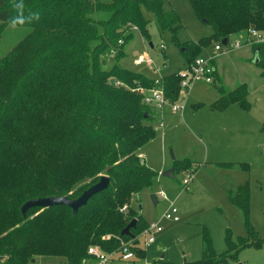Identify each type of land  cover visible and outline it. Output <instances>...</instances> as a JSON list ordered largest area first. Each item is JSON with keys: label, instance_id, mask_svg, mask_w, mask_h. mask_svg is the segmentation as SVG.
I'll use <instances>...</instances> for the list:
<instances>
[{"label": "trees", "instance_id": "1", "mask_svg": "<svg viewBox=\"0 0 264 264\" xmlns=\"http://www.w3.org/2000/svg\"><path fill=\"white\" fill-rule=\"evenodd\" d=\"M189 1L213 30L201 46L248 28L264 30V0ZM20 2L0 0V21L9 23ZM23 5L27 16H38L32 19L36 30L0 60V264H29L35 255L85 264L89 247L118 254L122 243H130L136 257H144L136 241L120 237L135 218L136 239L149 226L130 201L156 176L140 155L156 131L151 108L136 91L154 87L155 79L118 66L108 72L102 59L109 52L123 56L136 31L148 37L150 22L142 7L161 32L176 35L180 18L161 0H23ZM62 39L70 42L67 47ZM188 45L182 52L192 48L189 67L204 54L199 45ZM253 51L259 54L257 65L264 77V45ZM180 83L178 73L162 77L171 102L180 99ZM217 90L221 97L214 110L235 104L250 107L245 84L228 92L224 87ZM180 165L175 162L176 171H182ZM103 175L110 178L108 189L76 215L67 206H56L31 209L23 217L21 207L27 201L77 199ZM229 200L248 217V184L230 191ZM125 205L127 213L121 211ZM239 242L242 248L249 245L245 239ZM228 245V252L217 254L206 237L202 259L186 264H225L234 250L231 242Z\"/></svg>", "mask_w": 264, "mask_h": 264}, {"label": "rangeland", "instance_id": "2", "mask_svg": "<svg viewBox=\"0 0 264 264\" xmlns=\"http://www.w3.org/2000/svg\"><path fill=\"white\" fill-rule=\"evenodd\" d=\"M161 1L180 18L181 28L177 34L161 32L153 15L142 7L150 22L147 27L148 37L136 31L124 46L123 56L117 58L115 53L109 52L102 57L106 71L110 72L118 66L123 70L157 79L188 67L187 60L192 48L182 52L188 44L199 45L206 57L213 55L214 42L211 46L200 45V41L209 37L213 30L197 17L190 1ZM16 15L17 11L14 10L13 18ZM24 15L28 17L25 13ZM35 30L33 21L15 29L10 27V22L0 21V60L19 44L29 40ZM239 39L238 35H233L230 42ZM60 43L67 47L70 42L62 39ZM214 65L218 67L222 81L215 85L195 83L185 99H178L186 105L183 115L174 113L179 121L169 132L166 128L164 136L160 130L157 131L156 136L140 150L144 162L156 176L149 187L133 197L130 206L140 213L142 223H159L163 231L153 235L155 242L151 244L147 242V235H139L137 241L145 251L144 257L119 261V255L113 253L117 258L113 264L197 262L203 257L206 237L212 241L217 254L228 252V241L232 243L234 250L228 253L231 257L225 264H264L262 68L255 64L253 50L249 47L218 55ZM155 67H160L161 71L156 72ZM242 83L248 85L249 108L240 105H234L225 111L211 108L220 94L216 88L224 87L228 92ZM196 105L200 107L196 108ZM176 161H180L182 171H176L173 178L164 176L166 171L174 168ZM187 161L193 162L192 166L189 164L187 167ZM188 176L192 179L189 184L184 185ZM245 184L250 188L248 217L229 200L230 191ZM153 195L156 196V203ZM172 208L178 210V222L164 217ZM5 234L7 231L3 232ZM240 239H245L249 245L240 247ZM63 263V258L35 255L29 264Z\"/></svg>", "mask_w": 264, "mask_h": 264}, {"label": "built area", "instance_id": "3", "mask_svg": "<svg viewBox=\"0 0 264 264\" xmlns=\"http://www.w3.org/2000/svg\"><path fill=\"white\" fill-rule=\"evenodd\" d=\"M245 34L243 37L242 34ZM239 40L231 43L230 38H228L227 45H222L221 42L214 43L213 45V55L206 57L205 55L199 56L195 59L194 63L189 67L185 68L183 71L178 72V76L181 77V91L180 99H184L191 87L197 82H204L206 84H215L216 82V67L214 61L216 57L220 54H228L232 51L241 50L243 48H253L257 45H264V30H257L255 28H248L238 34ZM149 63H151L149 61ZM156 72H160V67H155ZM155 86L152 88L139 87L136 91L142 95L144 104L155 111H163L166 107H169L172 112L183 114L185 110V104L179 101L171 102L166 96L165 89L162 86V78L155 79ZM179 99V100H180ZM155 131H158V127H154ZM192 178L188 176V179L184 180V185L189 184ZM122 212L127 213L129 211V206L125 205ZM177 208L170 209L164 216L166 219L178 222L180 219L177 216ZM163 231L159 223H150L149 226L141 233L142 235H147V242L149 244L155 242L154 234H159ZM89 257L95 259L98 264H113L115 258L113 253H106L98 246H91L88 249ZM120 261H129L136 257L135 252L132 250L130 243H122V249L118 253Z\"/></svg>", "mask_w": 264, "mask_h": 264}, {"label": "water", "instance_id": "4", "mask_svg": "<svg viewBox=\"0 0 264 264\" xmlns=\"http://www.w3.org/2000/svg\"><path fill=\"white\" fill-rule=\"evenodd\" d=\"M203 23H206V21H203ZM228 38L222 40V45H227ZM151 47H153L152 44H150ZM184 49H182L183 51ZM254 62L257 65L259 63V54L258 52H254ZM111 83L114 84V80H111ZM147 117V115H145ZM176 172V168H172L164 173V176L173 178L174 173ZM110 185V178L106 175L101 176L98 183L91 186L89 189H87L79 198L77 199H71L68 197H47V198H37V199H31L27 201L22 207L21 212L23 217L26 219L28 216V212L31 209L40 208L42 210L56 207V206H67L72 209L73 214L76 215L79 210L86 206L88 202L97 194L105 191L108 189ZM154 202L156 203V196H152ZM142 207L140 206V210ZM138 226V219H133L127 227L122 231L120 239L123 237H129L132 240L136 241L135 245L138 244V241L136 239V236L133 234L132 230H136Z\"/></svg>", "mask_w": 264, "mask_h": 264}, {"label": "crops", "instance_id": "5", "mask_svg": "<svg viewBox=\"0 0 264 264\" xmlns=\"http://www.w3.org/2000/svg\"><path fill=\"white\" fill-rule=\"evenodd\" d=\"M253 54H254V51H253ZM216 71H217V74H216V82L215 84L219 83L222 81L221 79V75H220V72L218 70V67H216ZM173 74V73H172ZM170 75V74H169ZM260 76H262V72L260 74ZM214 84V85H215ZM242 85H244L242 83ZM245 85L247 86L248 88V85L245 83ZM237 88V87H236ZM217 89V88H216ZM234 90V89H233ZM221 95L219 94V97L216 101H218L220 99ZM215 101V102H216ZM214 102V103H215ZM213 103V104H214ZM201 105V104H199ZM235 105H239V104H235ZM234 106V105H233ZM241 106V105H240ZM196 108H199L200 106H195ZM232 107V106H231ZM230 107V108H231ZM211 108H212V105H211ZM228 108V109H230ZM186 109V108H185ZM213 109V108H212ZM225 111V110H224ZM151 112H152V118H153V122H152V125L155 127V126H158L159 130L161 131V134L164 136V134L166 133V128H167V131L169 132L170 129H172L174 127V125L179 121L177 117H174L175 114L174 112L171 111V109L169 107H166L163 111H155V110H152L151 109ZM183 115V114H182ZM157 123V124H155ZM158 130V131H159ZM157 132V131H156ZM157 134V133H156ZM143 161H144V158L142 156V154L140 153ZM145 163V162H144ZM146 164V163H145ZM120 261V260H119ZM98 264L97 261L93 258H90L89 260H86V264Z\"/></svg>", "mask_w": 264, "mask_h": 264}, {"label": "clouds", "instance_id": "6", "mask_svg": "<svg viewBox=\"0 0 264 264\" xmlns=\"http://www.w3.org/2000/svg\"><path fill=\"white\" fill-rule=\"evenodd\" d=\"M14 7H15V9L17 11V15L10 20V27H12L14 29L17 26L24 25L26 22L30 23L32 21V19H34V18H38V16L35 13L31 14L28 17H25L23 0H21L20 3L15 4Z\"/></svg>", "mask_w": 264, "mask_h": 264}]
</instances>
